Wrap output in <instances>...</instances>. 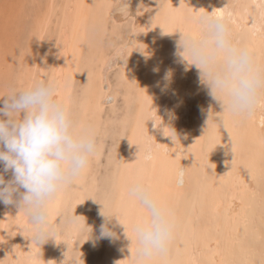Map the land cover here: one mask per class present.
I'll list each match as a JSON object with an SVG mask.
<instances>
[{
	"label": "bare ground",
	"instance_id": "bare-ground-1",
	"mask_svg": "<svg viewBox=\"0 0 264 264\" xmlns=\"http://www.w3.org/2000/svg\"><path fill=\"white\" fill-rule=\"evenodd\" d=\"M160 5L157 0H0V35H13L3 39L8 50L0 37V82L15 77L14 63L18 86L34 77L55 80L57 98L97 138L90 167L49 205L50 218L61 217L56 237L35 244L23 213L0 202V264L66 262L64 245L74 242L83 221L92 229L91 238L82 240L91 246L90 264H131V223L141 211L124 195L130 173L151 185L171 210L167 259L172 264H264V108L243 120L222 113L201 70L182 58L178 43L179 31L195 33L192 11L227 6L235 39L260 62L264 0H160ZM21 32L27 41L18 47ZM168 71L171 82L162 91ZM108 134V159L100 165ZM101 204L102 211L125 219L128 230L113 216L115 235L97 239L104 221Z\"/></svg>",
	"mask_w": 264,
	"mask_h": 264
},
{
	"label": "clouds",
	"instance_id": "clouds-1",
	"mask_svg": "<svg viewBox=\"0 0 264 264\" xmlns=\"http://www.w3.org/2000/svg\"><path fill=\"white\" fill-rule=\"evenodd\" d=\"M189 20L195 33L178 30L182 58L201 70V80L222 113L246 119L264 105V64L235 39L227 17L204 11ZM164 80L162 91L171 82V71ZM58 87L55 80L34 77L26 85L7 82L0 93V202L23 213L35 244L56 237L61 217L53 221L49 205L90 167L97 151L95 132L57 98ZM169 135L176 140L170 129ZM124 195L141 210L132 228L135 255L131 264H152L169 250L171 210L135 175L125 182ZM101 205L104 221L97 239L111 238L115 235L110 227L112 217L121 221L116 214L102 211ZM82 231L91 238L92 229L85 221Z\"/></svg>",
	"mask_w": 264,
	"mask_h": 264
},
{
	"label": "rangeland",
	"instance_id": "rangeland-1",
	"mask_svg": "<svg viewBox=\"0 0 264 264\" xmlns=\"http://www.w3.org/2000/svg\"><path fill=\"white\" fill-rule=\"evenodd\" d=\"M29 6V5H28ZM26 18V20L24 19V21H23V23L25 24V26L27 27L28 26V24H29V22H30V17L29 16H26L25 17ZM24 30L26 31V29L24 28ZM25 31H24V34H25V36L27 35V33H25ZM23 33L21 32V37L20 38H17V39H19L18 40V47H20V46H24L25 45V43H26V41H27V37H25L24 35H22ZM15 35V34H14ZM20 35H18V37L20 36ZM13 35H11V32L9 31V33L7 32L6 34L4 33L2 36L0 35V37H2L1 39L3 40V39H10L11 37H12ZM3 43V47L4 48H6V50H8V47H9V45H8V43H6V41L4 42V40L1 42V44ZM24 44V45H23ZM16 64V65H15ZM12 67H14L13 68V70L14 71H12V69H11V73L13 74V73H15V77H13V75H11L10 74V77H13V78H10V77H4L3 76V78H2V81L3 82H0V88H2L3 87V85L5 84V81L6 82H8V79L7 78H9V82H12V79H13V82L16 84V76H17V74H16V72L18 71V65H17V63H14V65H12ZM17 68V69H16ZM15 69L17 70L16 72H15ZM114 68H112L111 69V71H110V73H109V78H111L112 77V79H110V82L112 83V84H114V86H115V84H116V82H117V76L115 75V73H116V68L113 70ZM9 72V73H10ZM9 75V74H8ZM2 84V85H1ZM121 101V100H120ZM119 104L121 105V103L119 102ZM120 109H122L121 107H120ZM119 110V109H118ZM120 111V110H119ZM119 111H117L118 113H119ZM117 118H119L118 116H117ZM117 119H114V122L116 121ZM109 135V136H108ZM106 137H105V142H104V148H103V150H102V153L100 154V156H99V164L101 165V163L103 164L104 163V161H106L107 159H108V154L109 153H107L108 152V144H109V142H110V139H111V135L110 134H108ZM102 168L100 167V170H101ZM98 177H99V179H101L102 180V178H103V175H101V173H98ZM103 185V188H105L106 187V185L104 186V184H102ZM90 220H91V213L89 214V216H88V222H90ZM84 238V239H83ZM78 240V241H77ZM82 240L84 241V242H86L87 241V235H86V233L84 232V231H82V227L80 228V231L77 233V236H76V238H75V240H74V242L72 243V244H70L71 245V248H70V245H69V242H68V245H67V243H65V253H64V257H63V259H64V261H66V262H61L62 264L64 263V264H90L91 263V260H92V252H91V246L89 245V244H86V245H82ZM86 240V241H85ZM81 242V243H80ZM77 244V245H76ZM79 244V245H78ZM67 246H68V248H70V250L67 248ZM82 247V248H81ZM77 248V250L75 251L74 249H76ZM73 249V250H72ZM71 251V252H70ZM70 253H72V254H70ZM79 254H80V256H79ZM77 258V259H76ZM73 259H74V261H73ZM78 259H79V262H78ZM62 260V259H61Z\"/></svg>",
	"mask_w": 264,
	"mask_h": 264
},
{
	"label": "snow or ice",
	"instance_id": "snow-or-ice-1",
	"mask_svg": "<svg viewBox=\"0 0 264 264\" xmlns=\"http://www.w3.org/2000/svg\"><path fill=\"white\" fill-rule=\"evenodd\" d=\"M169 7H171V6L169 5ZM183 7H184V6L181 5V8H183ZM203 12H204L203 10H200L199 12H194V11H192L191 15H199L200 13H203ZM213 15H215V16H217V17L224 18V17H230V16H231V13L227 11V6H226L225 9L218 10V11H214V12H213ZM260 63H261V64H264V55L261 56V58H260ZM64 103L67 105V102H64ZM261 108H264V105H262ZM226 113H228V112H226ZM228 114L231 115L230 113H228ZM250 116H251V115H250ZM165 134H166V135L168 134V133H167V130H165ZM210 150H211V148H209V151H210ZM130 175H132V174L130 173ZM150 186H151V185H150ZM163 203L166 205L165 202H163ZM134 204H135V203H134ZM135 205H136V204H135ZM166 206H167V205H166ZM139 210H140V208H139ZM140 211H141V210H140ZM121 223L124 224V226H125V230L127 231L128 228H129V223L126 222L125 219H122V220H121ZM134 223H135V222H134ZM134 223H131V233H130V235H129V239H134V232H133V230H132ZM168 251H169V250H168ZM168 251H167V253L163 256V259H161V260H159V261H153L152 264H172V262H170V261L167 259ZM134 255H135V250H134V254H133V256H134Z\"/></svg>",
	"mask_w": 264,
	"mask_h": 264
}]
</instances>
